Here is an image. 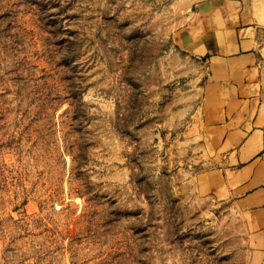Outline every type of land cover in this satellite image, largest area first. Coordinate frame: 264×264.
I'll return each instance as SVG.
<instances>
[{
    "label": "rangeland",
    "instance_id": "1",
    "mask_svg": "<svg viewBox=\"0 0 264 264\" xmlns=\"http://www.w3.org/2000/svg\"><path fill=\"white\" fill-rule=\"evenodd\" d=\"M188 8L0 0V264H262L199 187L223 155L173 39Z\"/></svg>",
    "mask_w": 264,
    "mask_h": 264
},
{
    "label": "crops",
    "instance_id": "2",
    "mask_svg": "<svg viewBox=\"0 0 264 264\" xmlns=\"http://www.w3.org/2000/svg\"><path fill=\"white\" fill-rule=\"evenodd\" d=\"M177 46L205 67L203 121L223 165L200 190L247 219L264 264V0H188Z\"/></svg>",
    "mask_w": 264,
    "mask_h": 264
}]
</instances>
